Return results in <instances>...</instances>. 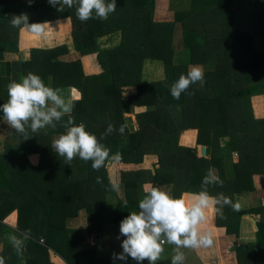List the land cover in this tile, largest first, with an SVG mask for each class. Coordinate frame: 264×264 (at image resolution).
<instances>
[{
	"label": "trees",
	"instance_id": "1",
	"mask_svg": "<svg viewBox=\"0 0 264 264\" xmlns=\"http://www.w3.org/2000/svg\"><path fill=\"white\" fill-rule=\"evenodd\" d=\"M191 1L195 6L175 14L174 20L158 18L168 14L164 7L172 0H117L107 20L81 22L75 4L59 10L48 0H34L31 5L27 0H0V60L6 53L18 55L3 66L0 81L7 97L0 104L8 100V83L32 72L62 93L71 88L81 92L71 114L77 125L84 123L98 139L109 124L115 128L100 141L111 150L110 157L94 171L91 161L76 157L69 165L51 148L53 137L66 131L67 117L55 122V128L47 126L36 133L31 132L29 121L27 136L15 131L4 135L0 126V136H6L0 137V256L5 264L18 260L49 264L51 251L68 264H129L130 257L112 259L113 253L122 252L121 243L100 237L108 227L109 207L116 203L115 214L109 216L120 223L139 210L138 202L147 189L161 186L174 197L183 194L190 201L210 169L223 181V186H208L210 195L224 193L232 199L251 193L258 198L256 206L243 205L235 211L238 220L245 213L258 218L262 238V246L240 250L239 264H264V117H256L251 101L253 95L264 94V0L250 2L253 9L245 11L251 18L248 28L238 25L237 7L243 0ZM21 14L27 15L29 24L70 18L69 42L49 48L24 46L27 37H39L24 25L11 26L12 17ZM22 32L24 49L19 48ZM176 51L185 52L186 59L175 62ZM71 53L80 57L66 60ZM84 55L96 58L98 72H85ZM146 60L163 62L165 77L144 81ZM192 65H209L203 70V85L193 84L189 92L194 95L184 93L173 100L170 85ZM129 87L136 91L126 96ZM144 106L145 110L135 111ZM255 106L257 111L264 109V100L257 97ZM128 114H135L138 128H131ZM189 129L198 131L196 144L206 145L210 157L202 156L197 145L180 143L181 134ZM150 154L159 159L154 172L139 167ZM97 176L102 183L96 182ZM233 212L224 207V218L217 221L209 209L201 230L217 236L213 229L218 224L231 234L235 219L228 217ZM27 229L31 238L25 242L21 260L8 237L22 236ZM93 233L96 237L91 240ZM247 247L251 250L246 251ZM171 258L160 259V264H171Z\"/></svg>",
	"mask_w": 264,
	"mask_h": 264
},
{
	"label": "clouds",
	"instance_id": "2",
	"mask_svg": "<svg viewBox=\"0 0 264 264\" xmlns=\"http://www.w3.org/2000/svg\"><path fill=\"white\" fill-rule=\"evenodd\" d=\"M31 5L34 0H27ZM53 6L72 8L76 5V17L81 22L89 19L107 20L114 13L117 0H48ZM10 24L12 27L24 25L31 32L41 34L47 23H28L26 14L13 16ZM204 83V72L201 66L192 65L187 74H181L170 85V95L173 100H179L181 95L189 92L193 84ZM8 100L0 104V112L3 120L14 129L18 135L27 136L25 125L30 123L31 132L36 133L47 126L55 128V122L67 117L64 124L65 132L53 139L51 148L62 157L67 164L79 157L84 162L91 161V168L99 171L109 159L111 150L100 141L110 135L115 128L109 124L105 132L98 139L93 133L86 130L84 123L76 124L72 112L75 103L72 98L66 97L60 89L45 84L44 80L35 73L29 72L19 81L13 80L7 85ZM49 104L53 106H49ZM124 126L119 131L124 133ZM116 153V158H119ZM35 162V161H33ZM97 183H102V178L96 177ZM218 184L223 186V181L213 170H209L201 181V190L191 194V200L174 197L168 192L151 187L138 202L139 210L131 212L119 225V237L122 252L113 253V261H127L130 257L136 264H156L164 252L163 245H175V254L171 258V264H183L185 259L183 248H209L214 240L211 232L202 231L200 225L207 221V211L214 210L221 219L224 218L223 209L226 206L234 211L239 210V204L224 193L216 196L210 195L208 186ZM31 238V231L27 229L22 236L9 235L8 239L18 258L23 260L25 242ZM0 264H5V258L0 256Z\"/></svg>",
	"mask_w": 264,
	"mask_h": 264
},
{
	"label": "rangeland",
	"instance_id": "3",
	"mask_svg": "<svg viewBox=\"0 0 264 264\" xmlns=\"http://www.w3.org/2000/svg\"><path fill=\"white\" fill-rule=\"evenodd\" d=\"M251 1L252 0H243L241 3H239V5L237 7V14L241 16V18L239 19L240 22L238 24L240 27H243V28L250 27L249 26L250 23L248 24V21H250L251 18L248 17V15L245 13V11L248 10V12H249L251 9H253V6H251V4H250ZM190 6H191V8H193L195 6V3L193 1H191V0H172L171 3L169 2L168 5H166L164 7V9L168 11V14H166L164 16H158V18L159 19L161 18V19H164V20H174L175 14L178 15V14H180L182 12H186L187 10H185V9H188ZM176 28L178 29V31H177L178 35H177L176 39L178 41V48H180L181 47V40H182L181 29H180V26H178V25H177ZM72 29H73L72 20H69V21H66V22H61V21L57 20V21H54L52 23L45 24L44 31H43V33L40 34V40H39V42H36L35 44L41 46L40 44L42 43V41L45 42L47 40L48 36H52V35H53V38L59 36L58 39L56 40V43L66 41L67 40V36H68L69 33L72 32ZM42 36L45 38V40H44V38H42ZM19 38H20L19 48H21V49L23 48L24 49V47L22 46V45H24V43L22 41V35L21 34H20ZM256 41H257V45L260 46L259 39H257ZM27 45H30V44L27 43ZM45 45L49 46V44H46V43H45ZM184 53L185 52L181 53L180 51H176L175 62H180L178 60L186 59ZM16 59H18V55H10V54L6 53V58L3 59V60H0V78H1V73H2V70H3V66L6 65V62L9 61V60H16ZM153 61H155V62L152 63V61H147L146 60V62L144 63L145 67H144L143 74H144V77H146V79H147V80H145L146 82L159 80L160 78L158 76L161 75V73H164V66L161 63V61L160 60H153ZM85 65H86V69H87V67L90 68V66L97 65L96 58L92 57V56H89L85 60ZM153 66L156 68V70L158 72H153V73L150 72V69L153 68ZM201 67L204 70V69H207L209 67V65H202ZM4 80H6V79H4ZM5 85H6V83H5ZM3 86L4 85L2 84V81H0V103L5 97H7L5 92H4V90H3ZM135 91H136V88L129 87L126 90V92H125L126 94L125 95L128 96V95H130L132 93H135ZM257 97L261 98V100H264V94H255V95H253L251 97V101H252V105H253V109H254V114L256 115V117H264V109L261 108V110H258V111L256 110L255 99ZM145 109H146V106H144L143 108H141V107L138 108L137 107V108H135V111H140V110H145ZM131 115L132 114L126 115V116H128L129 120L131 119ZM0 124H2V125H0L1 127H3L1 132L4 135L11 134L12 132L15 131L14 129L10 128L4 120H1ZM0 137L1 138H3V137L6 138V136H0ZM54 138H55V136L53 137V139ZM196 139H197V132H195L194 135H190L188 133H182L181 136H180V141H181L182 144H188V145L193 144V145H195ZM197 148L201 152V150H200L201 146L197 145ZM234 160H237V154L236 153H234ZM158 162H159V159H158L157 156H156V158L147 157L145 162H144V164H143V166H142V168L151 169L154 172V171H156V168L159 167ZM164 187L165 186H161L160 189H162V190H164L166 192H169V189L168 188H164ZM114 200L116 202V199H114ZM232 202L236 203V204H242V199L239 198L238 195L236 194V195L233 196ZM115 204L116 203H113V205L111 207H109V209L107 210L108 213L106 212V214H105V219H107L106 223L113 222L112 221L113 217H110L109 214L110 215H114L115 214V212H114ZM242 207H243V205H242ZM236 216H237V214L234 211L232 213V215L230 214V217H228V220L231 221V220L235 219L234 220L235 221L234 222L235 225H237L239 227H243V228H245L247 230V231L242 230V231L239 232L240 233V238L246 239V238H251V237H257L256 231L255 230L253 231L252 227L249 225V223H250L249 220L245 219V221H244L243 218L238 220V217L236 218ZM213 219L217 220V221H220V219H221L220 216L215 211H214ZM119 225H120V223L116 222V223H113L112 226L105 227L104 232L101 233L100 237L101 238L104 237L106 239L110 237V238H112V239H110V241L111 240H115L116 243H118V244L121 243V241L124 239V237H119V239H118V236H119ZM217 227H222V226H219L217 224ZM204 229H207V228L204 226ZM212 237H213V240L215 242L216 241V236H212ZM94 238H95V234L93 233V235H91V240L92 239L94 240ZM104 238H102L103 241L106 240ZM165 244H167V243H165ZM163 247H164L165 250L161 254V259L164 258V257H172L175 254V252H174L175 245L167 244V245H164ZM222 247H225V246L222 244ZM228 247L237 248V242H233L232 240H230L228 242ZM208 250H209L208 248H204V247L198 248V249H192V248H183V249H181V251L184 253V256H185L183 264H204L200 260H202V256H203L204 251L206 252ZM146 262H148V261L147 260L143 261V264H146ZM133 263H136V261L130 259L129 264H133ZM160 263H163V261L159 260V261L156 262V264H160Z\"/></svg>",
	"mask_w": 264,
	"mask_h": 264
},
{
	"label": "crops",
	"instance_id": "4",
	"mask_svg": "<svg viewBox=\"0 0 264 264\" xmlns=\"http://www.w3.org/2000/svg\"><path fill=\"white\" fill-rule=\"evenodd\" d=\"M58 20L61 21V22H66V21H69L70 19L69 18H61V19H58ZM54 21H57V20H54ZM54 21L43 22V23L49 24V23H52ZM21 35H23V32H22ZM70 36H71V33H69L68 36H67V40H66L67 42H69L68 40H70ZM38 37H39V39L35 38L34 36L27 37L26 40H25V46L27 45V43L30 44V45H27V46H39V45L35 44L36 42H39L40 34H38ZM58 37L53 38V35L52 36H48L47 40L45 42L42 41V43L40 45L45 47V48H49V47H54L56 45H59V44H62L64 42H66V41H63V42L56 43V40L58 39ZM42 38H44V37L42 36ZM44 40H45V38H44ZM45 43L49 44V46H46ZM89 56H91V55H84V56L81 57L83 65H84L85 72H87L89 74L94 73V72H98L99 69H98L97 65L90 66V68L87 67V69H86L85 60ZM78 57H80L78 55V53H71L68 56H66L65 58H66V60H74V59H76ZM147 61H152V63L155 62L153 60H147ZM161 63L163 64V62H161ZM144 67H145V65H144ZM144 67H143V71H144ZM150 72L153 73V72H158V71L153 66V68L150 69ZM158 77L160 79H163L165 77V69H164V73H161V75H159ZM143 79H144V81L147 80L146 77H144V74H143ZM75 92H79L80 95L78 97L74 96ZM63 94L66 97L72 98L73 100L81 98V92L77 88H71L69 90H66ZM49 106L51 107L53 105L49 104ZM131 117H132L131 118V120H132L131 128H133V129L138 128V122H137L135 114H132ZM187 132L190 133V135H194L195 132H198V131L196 129H189V130L184 131L183 133H187ZM180 143H181V141H180ZM183 145L195 146L197 144L195 143V145H193V144H190V145L183 144ZM201 150H202V146H201ZM201 154L203 156L202 152H201ZM147 157L156 158V155H152V154L147 155L144 158V161L140 164V166H139L140 168H142V166H143V164H144V162H145ZM204 157H210V154L208 153V150H207V154L204 155ZM111 169H112V174H114L115 173V167H111ZM142 169H144V168H142ZM147 170H151V169H147ZM246 194H238V197L242 199V204H239V206H240L239 209H242L241 208L242 205H245V207L246 206L247 207L256 206V203L258 202V198L252 196L251 193L249 195H246ZM241 218H243L244 221H245V219L249 220V222H250L249 225L252 227L253 231L254 230L256 231L257 237H251V238H246V239L240 238V233L239 232L242 231V230H245V231H247V230L245 228H243V227H239V226L235 225L234 224L235 221L233 223H231V227H232L231 234H227L226 233V227L225 226L215 227L213 229V232H215L216 235H217L216 236V241L213 243V246L208 248L209 249L208 251H206V252L204 251L203 256H202V260H200L201 262H203L204 264H239L240 259L242 258L241 254L239 252H240V250L243 249V247H245V246L252 247L253 245L262 246V243H261L262 242V238H260L258 236V231H257V229H258L257 228V220H258V218L254 217V216H251L249 214H246V213L243 214ZM112 221L113 222H111V223H105V224H108V226H112V224L114 223V220H112ZM95 237H96V234H95ZM230 240H232L233 242H237V248L228 247V242ZM221 243L225 247H222ZM196 249H198V248H196ZM2 250H3V246H2V243H0V252ZM248 250H251V249L248 248L246 251H248ZM50 253L51 254H50V263L49 264H68L64 260V258H62V256H60L59 254L53 253V251H51ZM0 255H1V253H0ZM9 257H11V255H9ZM24 262L25 261L18 260L17 264H24ZM46 264H48V263H46Z\"/></svg>",
	"mask_w": 264,
	"mask_h": 264
},
{
	"label": "water",
	"instance_id": "5",
	"mask_svg": "<svg viewBox=\"0 0 264 264\" xmlns=\"http://www.w3.org/2000/svg\"><path fill=\"white\" fill-rule=\"evenodd\" d=\"M207 146L206 145H202V153H203V156L207 154Z\"/></svg>",
	"mask_w": 264,
	"mask_h": 264
}]
</instances>
